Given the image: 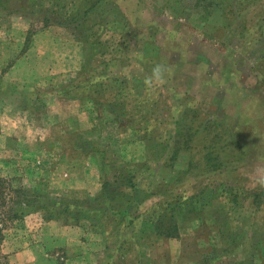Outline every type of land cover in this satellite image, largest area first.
<instances>
[{
  "label": "rangeland",
  "instance_id": "obj_1",
  "mask_svg": "<svg viewBox=\"0 0 264 264\" xmlns=\"http://www.w3.org/2000/svg\"><path fill=\"white\" fill-rule=\"evenodd\" d=\"M263 18L264 0H0V264H264L251 178L264 166ZM156 64L172 75L148 90ZM203 116L211 142L191 127L175 141L171 124ZM231 134L237 181L223 188L188 159ZM203 186L192 210L134 219L168 190ZM171 213L179 235L164 238ZM34 217L45 251L32 244L26 260L15 252L21 237L40 243Z\"/></svg>",
  "mask_w": 264,
  "mask_h": 264
},
{
  "label": "trees",
  "instance_id": "obj_2",
  "mask_svg": "<svg viewBox=\"0 0 264 264\" xmlns=\"http://www.w3.org/2000/svg\"><path fill=\"white\" fill-rule=\"evenodd\" d=\"M222 3L219 4V6H217V7H220V5L223 6ZM74 19L76 20L77 16H74ZM74 29H77L76 26H74ZM122 104H124V102L122 100H120L117 103L116 108L118 106L119 107L118 109L122 110V107H123ZM198 114H199V116L201 115L200 113H198ZM209 124H211L210 121L209 120L207 121L204 118V116H203L201 118V120H200V124L199 123H197V124L196 123L195 124L190 123L189 124L190 126H187L186 123L178 124V123L175 122V125L171 124L170 128H171V130L174 131L173 134L177 137V140H175V141H178L179 143H182V144L186 145L188 143V141H190V139L187 137V135H190L189 134L190 127H191L192 130H195L196 133L199 130H201V131L204 130V132H203L204 136H202V138L204 140H207V142L208 141L211 142V140L215 136H217V134H211V133H214L215 131L211 132V129H209V128H212V125L209 126ZM214 127L216 128V125ZM198 128H199V130H197ZM153 129H155V128H153ZM233 136H234V134H231L227 138L228 142L231 140L230 144H232V145L229 146L227 144L226 148H225V146H223L224 144H221V146H218V145L212 146V144L209 143L207 148L204 146L205 151L202 152L201 155L193 154L192 157H190L191 159H188V167L192 168L193 167L192 165H195V167H197V168L200 167V169H209L208 171H210V173L218 172V173H215V174H220L219 176H221V177L216 182V184L220 185V187H223V188H226V186H230L231 183L236 182L237 179L235 178V176H228L225 173V169H224L225 163H229V162L235 161V158H234L235 154H233V153H235L234 152L235 151L234 150V148H235V140L234 139L232 140ZM171 144H172V141H171ZM173 156H174V154H173ZM202 160H203V164H202V166H200V163H201ZM124 169L125 168H122L121 172H123ZM132 179H133V173L130 176V180H129V183H130L131 186L135 185L134 181ZM209 180H210V182H212L213 180L215 181L216 178H212L211 179L209 177ZM115 184L116 183H114V184L111 183L109 185V182H104V186L105 187L115 186ZM126 185H127V183H126ZM208 185H209V183L206 184V187ZM118 187H120V185H117V187H114V189L118 188ZM204 189H205V186L201 187L199 189V191H196V192H191L192 190H184L180 194L174 193V192H171L170 190H168L166 193L161 194V196H162L161 200H158L153 205H151L149 207H146V209H144L142 211L137 210V212L135 213L134 219L135 218H139V217L140 218H144L145 214L149 213L151 210H153L155 208L157 210L160 209V208H164L165 209V206H167V205H168L167 207H169V208L176 207V208H179V209H183V207H188L189 210H192V208L198 206V202L202 199L201 194L204 192ZM234 189H236L237 191H242L243 190L242 194H245L246 192H249V193L252 192V190H250L248 188L243 189V187H240V186H237ZM122 191L128 192V193L134 195L129 190H122ZM257 194L260 195V192L257 193ZM262 195L263 194H261V198H262ZM235 196H236V192H235ZM247 196H249V195H247ZM239 198L242 200V205L241 206H242V209H243V208H245V206L243 204V197H239ZM237 199L238 198H236V199L233 198V201H236ZM247 200L249 202V197L246 198L245 201H247ZM246 205H247V203H246ZM110 208H111V210H110L111 213L110 214H114V215L121 214L125 218H131V212L122 213L120 210L115 209L112 206H110ZM105 212L107 213V211H105ZM107 214H109V213H107ZM175 215L176 214H174V213L170 214V220L167 221V224H165L166 221L164 219H162L161 223L164 224V225H167V226L162 225L160 227H156L155 228V231H156L155 233L159 234L160 236H162L164 238L178 236L179 235V231H178L177 222L174 219ZM152 231H154V228L152 229ZM226 235H228L227 238L230 239V236H229L230 234H226ZM223 249L227 250V252H228V248H223ZM223 249H220V250H223Z\"/></svg>",
  "mask_w": 264,
  "mask_h": 264
},
{
  "label": "clouds",
  "instance_id": "obj_3",
  "mask_svg": "<svg viewBox=\"0 0 264 264\" xmlns=\"http://www.w3.org/2000/svg\"><path fill=\"white\" fill-rule=\"evenodd\" d=\"M172 75V69L162 64H156L151 73L144 78V85L148 90H154L167 82ZM252 180L255 185L264 188V166H257L253 169Z\"/></svg>",
  "mask_w": 264,
  "mask_h": 264
},
{
  "label": "crops",
  "instance_id": "obj_4",
  "mask_svg": "<svg viewBox=\"0 0 264 264\" xmlns=\"http://www.w3.org/2000/svg\"><path fill=\"white\" fill-rule=\"evenodd\" d=\"M34 220H35V223H36L35 225L36 226H35V230L32 232V234L34 233L33 235L39 236L40 243H38L35 240H33V242L31 241V243H28L29 241H27L26 239L21 237L20 248L18 249V251L15 252V254L17 256L25 258L26 260H28L29 256H31L32 244H33V246L35 245V247H38V251L39 252H40V250H42V249L44 250L45 249V244L43 243V239L46 237V236H44L45 235L44 233H46V230H44V222L45 221L41 222V221L37 220V217H34ZM23 233L26 235L25 238H27L28 237L27 229H25ZM40 253H42V252H40ZM73 255L75 257H78L79 261L82 259V257L78 253L77 254H73Z\"/></svg>",
  "mask_w": 264,
  "mask_h": 264
}]
</instances>
